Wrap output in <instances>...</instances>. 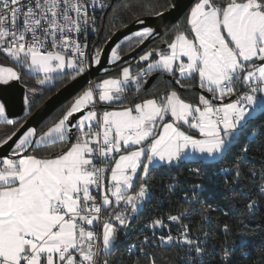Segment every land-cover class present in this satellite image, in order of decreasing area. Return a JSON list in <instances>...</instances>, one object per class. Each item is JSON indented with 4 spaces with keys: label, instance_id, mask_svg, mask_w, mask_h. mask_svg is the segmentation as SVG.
Segmentation results:
<instances>
[{
    "label": "snow or ice",
    "instance_id": "6c2138e0",
    "mask_svg": "<svg viewBox=\"0 0 264 264\" xmlns=\"http://www.w3.org/2000/svg\"><path fill=\"white\" fill-rule=\"evenodd\" d=\"M105 7L104 0H0V54L9 61L0 63V85L23 84L22 73L34 75L37 86L76 80L99 65L103 50L89 59L81 37L95 31L96 10ZM178 7L172 0L146 15L163 19ZM135 22L143 26L132 34L139 43L156 33L139 16ZM163 43L164 48L139 57L146 67L135 74L125 66L118 76L88 87L46 130L21 132V124L0 140V148L12 141L9 154L0 156V264H116L110 257L151 198L153 174L177 171L186 163L196 165L188 171L198 181L182 190L191 207L166 217L180 225L178 236L170 230L159 236L161 244L183 248L182 264H207L209 233L201 240L183 221L195 210L204 218L218 210L209 202L216 199L215 183L247 199L245 211L255 213L264 199V168L259 183L252 181L259 188L257 199H249L241 187L247 137L264 129V121L256 123L264 116V0H194L183 24ZM120 47L117 42L110 49L109 63L121 60ZM153 72L176 78L178 85L198 79L209 95H199L193 104L169 90L125 104L127 91L134 86L139 92ZM28 92L33 99L24 96L26 113L38 88ZM98 105L110 109L100 111ZM0 120L15 124L3 102ZM57 143L64 146L61 151L40 154ZM250 172L257 175L255 169ZM204 176L211 183L205 184ZM146 227L169 225L156 218ZM231 232L223 225L225 244L217 264H236L238 251L248 255L245 241L232 242ZM144 242L155 243L147 236ZM139 251L149 256L144 247Z\"/></svg>",
    "mask_w": 264,
    "mask_h": 264
},
{
    "label": "trees",
    "instance_id": "16d2710c",
    "mask_svg": "<svg viewBox=\"0 0 264 264\" xmlns=\"http://www.w3.org/2000/svg\"><path fill=\"white\" fill-rule=\"evenodd\" d=\"M172 0H111L110 6L106 12H104L100 23L97 27L96 34L94 35L92 42L96 49H103L114 32L125 25H128L135 21V18L148 16L146 13L153 9L163 10L167 3ZM184 15L174 24L168 31L161 36L153 39L147 47H145L135 59H131L127 62L117 64L111 68L105 74L99 75L94 80L87 84L78 94L65 102L57 110H55L46 120H44L38 129L41 131L46 130L47 126L62 115L66 110V107L74 102L75 98L83 93L92 84L96 85L102 81V79L110 76L119 75L121 69L125 66H131L133 74H135L139 67H144V64L139 61V57L145 54L149 50L161 49L165 47L163 43L165 40H169L174 34L175 30L183 24ZM140 43L138 40L131 38L128 41H124L119 49V55L124 56L132 51ZM0 63H9L6 58L0 54ZM157 74L155 80L149 88H145V84H142L139 92L134 87L127 91L125 104L130 102H137V97L149 98L151 96H159L165 91L177 89L180 95L191 102L197 103L199 95L202 93L196 90L198 86V79L181 80V85L176 84V78H170L166 73L153 72ZM150 74L149 77L152 75ZM24 85L27 88V95L29 99H33L32 94L28 92V88L33 86L38 88V92L35 96V103L33 104L30 112L25 111V114L21 117L10 119L15 124H8L0 120V140L10 135L15 128L23 124L26 119L40 106L47 98L58 91L66 83L71 81L70 78H62L56 81L52 86H37L34 84L35 76H29L22 73ZM178 78V74H177ZM41 92L43 93L41 95ZM38 95V96H37ZM264 121V116L260 117V120L256 121L259 124ZM48 122V123H46ZM248 159L244 165V184L241 190L246 191L249 199H257L259 192L258 187L252 186V181L255 180L257 184L260 181L259 172L264 168V129H259L257 134H250ZM64 146L57 143L54 146H50L41 152V155H47L48 153H57L62 150ZM196 167L194 163H186L180 167L177 171H159L153 174L151 180L152 195L147 203L152 209V215L157 213H177L184 209L190 208V203L186 202L182 197L181 187L185 186L190 188L193 182H198L196 177L190 175L188 169ZM231 164H226L225 168L231 169ZM255 169L257 175L253 177L250 170ZM205 184L211 183V179L208 176L202 177ZM173 182H177V186L173 191L168 190V185ZM247 186V187H245ZM215 190L216 199L213 201L209 199L210 203L214 206L218 205V210L213 212L211 217L204 218L200 210L192 211L188 218L183 222L188 224L193 233L204 239L202 233L208 232L209 237L206 241L208 254L204 257L207 264H217V258L219 256L220 248L225 244V235L223 233V225L227 224L231 227L232 232L230 240L232 242L239 243L241 239L247 244L244 252L248 255L242 257L238 251L236 254V264H259L262 256H264V199L259 202L258 208L254 214L245 211V204L248 200L243 197H236L235 193L229 192L220 182L213 185ZM160 196L165 197V205L158 204V198ZM199 209V205L196 206ZM147 214L145 217L149 216ZM145 234H142L139 230L135 231L132 235L124 237L121 235L120 248L112 253L110 259L115 260L116 264H148L149 258L155 259L156 264H182L181 257L184 255L182 247H178L175 243L172 245H163L159 242V237H154L157 244H147L144 242ZM137 242L138 247L132 251H128V246L132 242ZM140 247H144L149 256H145L139 251Z\"/></svg>",
    "mask_w": 264,
    "mask_h": 264
},
{
    "label": "water",
    "instance_id": "95a60500",
    "mask_svg": "<svg viewBox=\"0 0 264 264\" xmlns=\"http://www.w3.org/2000/svg\"><path fill=\"white\" fill-rule=\"evenodd\" d=\"M179 7L170 11L165 12L164 18L160 19L152 16H145L141 19H144L151 26L156 27V33L153 37L148 38L142 44L137 45L132 51L128 54L121 56V60L118 63H109L108 58L110 54V49L117 43L121 44L125 41L124 37L130 35L129 37H133L132 34L139 29H142V25L133 21L128 24L126 27H122L114 32V34L110 37L108 42L103 47V55L101 56V62L99 65H93L90 70L83 74L81 77H78L76 80H71L66 83L63 87H61L58 91L52 94L49 98H47L37 109L26 119V121L22 124L24 128H21L20 131L23 132L24 129L34 126L37 127L46 120L55 110H57L60 106H62L65 102L74 97L78 92H80L87 84L91 83L94 78L99 75L105 74L111 68L115 67L117 64L122 62H127L131 59H135L137 55L148 46V44L155 38L161 36L166 31H168L174 24L178 22V20L184 15L187 11L188 6L194 3V0H176ZM130 38V39H131ZM129 40V39H128ZM127 40V41H128ZM106 69V71H105ZM157 74H152L145 84V88H149L153 81L155 80ZM173 79V77H170ZM196 90L200 91L204 95H209L204 92L199 87ZM27 88L24 84L12 81L9 85H0V100L5 103L8 118L15 119L21 117L25 114L26 106L23 103L24 96L26 95ZM38 96V95H37ZM79 115V114H77ZM75 119V116L73 117ZM20 133H17V136ZM15 140L16 137H13ZM12 144V141H9L7 145H4L0 148V156H5L9 154V149Z\"/></svg>",
    "mask_w": 264,
    "mask_h": 264
},
{
    "label": "built area",
    "instance_id": "2783aa9c",
    "mask_svg": "<svg viewBox=\"0 0 264 264\" xmlns=\"http://www.w3.org/2000/svg\"><path fill=\"white\" fill-rule=\"evenodd\" d=\"M104 2L107 5V7H105L103 10L97 8L96 13H95V15L98 17V19L96 20V23H95V31H91L90 30L86 34V37H81V43H87V49H86V51L88 53L89 59L91 58L92 55H94L95 50H96V47H95V45L92 42V39H93L94 35L96 34L97 27H98V25L100 23V19L102 18L104 12H106L108 10L109 6H110L111 0H104ZM148 78H149V76L145 77L146 80ZM55 83H56V81H53L51 84L44 85V86H41V87L52 86ZM98 109L100 111H103V109L100 106H98ZM249 138H250V136H248V139ZM171 185L177 186V182H173ZM183 189H187V188L185 186H182L181 187V191ZM182 197H183V191H182ZM149 200H146L143 203L142 207L140 208L138 214H135L134 215V217H133V219H132V221H131V223L129 225V228H128L126 234L125 233H121V235L124 236V237H128V236L132 235L135 231H138L139 230L142 234H145L150 240H154L155 241L154 244H157L158 243V241L154 237H156V236L159 237L160 235H167L168 232H169V230L171 231V234L173 236H178L179 235V227H180V225L179 224H174L173 222H170V221H168L166 219V217L169 214H173V213H167V214L157 213L155 215H152V217H151V211L149 209H152V207L150 205H147V203L149 202ZM158 204L159 205H165V197L164 196H160L158 198ZM149 212H150V215L147 216V217H145L147 214H149ZM177 213H174V214H177ZM103 214H104V216H107L108 215V212H104ZM156 218H162V219H164L165 220V223L169 225V228H156V229H152V228L146 227V225L150 224V222L153 219H156ZM200 239L203 240L202 237H200ZM143 240L145 241V238ZM138 244L139 243L133 241L131 244H129L128 251H132L135 248H137L138 247Z\"/></svg>",
    "mask_w": 264,
    "mask_h": 264
},
{
    "label": "crops",
    "instance_id": "0c3cea01",
    "mask_svg": "<svg viewBox=\"0 0 264 264\" xmlns=\"http://www.w3.org/2000/svg\"><path fill=\"white\" fill-rule=\"evenodd\" d=\"M140 61V60H139ZM140 62H142V61H140ZM143 64H144V67H146V62H142ZM110 77H116V76H110ZM110 77H106V78H104V79H108V78H110ZM104 79H102V81L104 80ZM101 81V82H102ZM95 85H91V87H94ZM172 90H176L177 92H178V94L180 95V93H179V91L177 90V89H172ZM181 96V95H180ZM182 97V96H181ZM150 98V97H149ZM183 98V97H182ZM184 99V98H183ZM184 100H186V99H184ZM186 101H188V100H186ZM188 102H191V101H188ZM191 103H193V104H196V103H194V102H191ZM198 103V102H197ZM98 106H100V105H98ZM103 110L104 109H106V108H109L110 109V106H108V105H103V106H100ZM185 130H187V128L185 127Z\"/></svg>",
    "mask_w": 264,
    "mask_h": 264
},
{
    "label": "bare ground",
    "instance_id": "6f19581e",
    "mask_svg": "<svg viewBox=\"0 0 264 264\" xmlns=\"http://www.w3.org/2000/svg\"><path fill=\"white\" fill-rule=\"evenodd\" d=\"M139 30H141V29H139ZM138 31V30H137ZM130 35H127V36H125V37H129ZM133 38V37H132ZM1 101V100H0ZM2 102V101H1ZM31 127H34V126H31Z\"/></svg>",
    "mask_w": 264,
    "mask_h": 264
},
{
    "label": "rangeland",
    "instance_id": "374dc122",
    "mask_svg": "<svg viewBox=\"0 0 264 264\" xmlns=\"http://www.w3.org/2000/svg\"><path fill=\"white\" fill-rule=\"evenodd\" d=\"M134 39H136L135 37H133ZM137 40V39H136ZM116 76H118V75H116ZM26 95H27V92H26ZM1 102V101H0ZM26 111V110H25Z\"/></svg>",
    "mask_w": 264,
    "mask_h": 264
}]
</instances>
